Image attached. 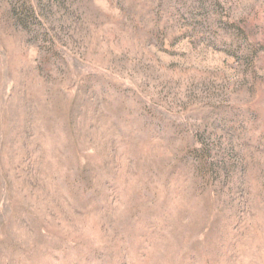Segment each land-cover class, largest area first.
Masks as SVG:
<instances>
[{"label": "rangeland", "instance_id": "1", "mask_svg": "<svg viewBox=\"0 0 264 264\" xmlns=\"http://www.w3.org/2000/svg\"><path fill=\"white\" fill-rule=\"evenodd\" d=\"M0 264H264V0H0Z\"/></svg>", "mask_w": 264, "mask_h": 264}]
</instances>
